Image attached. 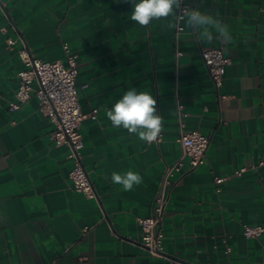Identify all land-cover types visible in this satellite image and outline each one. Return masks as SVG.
<instances>
[{
  "label": "crops",
  "instance_id": "obj_1",
  "mask_svg": "<svg viewBox=\"0 0 264 264\" xmlns=\"http://www.w3.org/2000/svg\"><path fill=\"white\" fill-rule=\"evenodd\" d=\"M200 10L229 26L230 42L215 32L202 42L183 22L178 34V23L164 20L141 27L130 19V0H0V264H264V233L243 235L245 225L264 226V0H202ZM64 45L78 56L87 115L81 158L95 198L73 189L69 147L51 140L38 97L10 109L26 67L19 51L65 62ZM201 47L223 48L230 60L218 90ZM131 87L156 99L161 142L108 120ZM177 101L185 128L209 144L203 163L186 164L167 186L163 250L154 256L138 218L151 215L165 169L182 152ZM127 171L143 177L130 191L111 181Z\"/></svg>",
  "mask_w": 264,
  "mask_h": 264
},
{
  "label": "built area",
  "instance_id": "obj_2",
  "mask_svg": "<svg viewBox=\"0 0 264 264\" xmlns=\"http://www.w3.org/2000/svg\"><path fill=\"white\" fill-rule=\"evenodd\" d=\"M181 23L182 21L178 22L177 34L183 30ZM7 42L8 45H13L16 41L8 39ZM64 49L66 51L65 62L60 60L44 61L35 58L28 52L26 47L19 51L26 67L18 73L19 87L16 92V100L10 103V109H18L33 93L38 97L39 112L53 124L50 133L51 140L57 145H67L69 147L68 156L73 160L69 178L73 189L85 194L87 197L95 198L93 185L81 158L84 147L81 122L87 115L81 112L79 106L78 56L70 51L68 45H64ZM201 52L203 63L218 90L222 86L230 60L224 55L223 48L201 47ZM180 54L181 52L177 51L176 55ZM34 81L37 82V88L32 85ZM96 113L97 110L94 109L89 116L95 118ZM177 116L179 126L177 141L181 144V155L165 169L161 189L154 199L151 215L138 218L143 232L142 244L148 253L154 256L162 255L163 250L161 223L167 200V186L170 184L171 178L184 169L186 164L193 169L203 163L209 144L207 135L198 130H187L185 128L184 117L186 113L184 106L179 101H177ZM163 136V132H161L155 142H161ZM245 170V168L238 169L235 174L241 175ZM222 181V178L216 179V183ZM87 230L88 228L84 229V231ZM262 233H264L263 225H245L243 227V235L246 238H258ZM226 253H230L229 247L226 248ZM170 261L171 264H187L176 259ZM53 264L57 263L54 262Z\"/></svg>",
  "mask_w": 264,
  "mask_h": 264
},
{
  "label": "clouds",
  "instance_id": "obj_3",
  "mask_svg": "<svg viewBox=\"0 0 264 264\" xmlns=\"http://www.w3.org/2000/svg\"><path fill=\"white\" fill-rule=\"evenodd\" d=\"M130 2V19L141 27L149 26L154 20H164L169 28H174L182 21L184 27L194 30L202 42H211L214 38L213 32L217 34L216 38L223 42H230L232 39L227 24L211 13L200 10L202 0L195 7L192 4L185 5V0ZM156 103V99L149 92L131 87L116 100L106 112V116L114 128L122 127L129 134H135L139 140L152 143L160 136L163 128V118L157 114ZM111 181L121 185L123 190L130 191L142 183L143 177L134 171L124 174L113 172Z\"/></svg>",
  "mask_w": 264,
  "mask_h": 264
}]
</instances>
